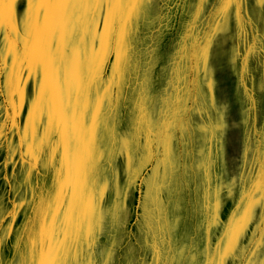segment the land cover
<instances>
[{"label":"rangeland","instance_id":"1","mask_svg":"<svg viewBox=\"0 0 264 264\" xmlns=\"http://www.w3.org/2000/svg\"><path fill=\"white\" fill-rule=\"evenodd\" d=\"M23 4L0 264H264V0Z\"/></svg>","mask_w":264,"mask_h":264},{"label":"crops","instance_id":"2","mask_svg":"<svg viewBox=\"0 0 264 264\" xmlns=\"http://www.w3.org/2000/svg\"><path fill=\"white\" fill-rule=\"evenodd\" d=\"M26 8L27 6L23 4V11L19 13L18 10H15L14 14L12 5L7 20L9 24L15 26L12 27L8 25L4 27L2 0H0V136L3 137L7 143L8 141L11 142L13 136L19 134L20 117L24 114L23 109L26 103H28L24 89L21 91L18 90V85H15L14 82V77L19 69V60L17 61L19 24L22 25L21 29L24 36L26 35V50L29 51V20ZM22 51L23 50H20L21 53ZM27 54H29V52Z\"/></svg>","mask_w":264,"mask_h":264}]
</instances>
